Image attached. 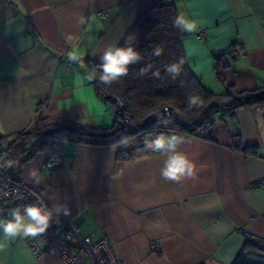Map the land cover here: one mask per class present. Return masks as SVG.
Listing matches in <instances>:
<instances>
[{
	"label": "crops",
	"instance_id": "obj_1",
	"mask_svg": "<svg viewBox=\"0 0 264 264\" xmlns=\"http://www.w3.org/2000/svg\"><path fill=\"white\" fill-rule=\"evenodd\" d=\"M160 1L0 0V150L17 134L52 124L111 125L112 108L86 78V60L100 65L106 48L119 47L137 17ZM171 2L178 17L197 25L180 30L181 44L205 88L264 89V0ZM74 51L84 67L70 60ZM215 118L200 136H183L180 150L194 161L195 178L167 181L158 153L119 159L117 146L85 144L68 133L54 145L60 164L48 170L50 151L37 152L19 179L49 208L66 204L71 215L54 217L76 221L79 238H106L125 264H232L249 240L245 233L264 239V103ZM12 210L2 203L0 219H11ZM25 239L0 231V264H63L52 246L41 244L33 257Z\"/></svg>",
	"mask_w": 264,
	"mask_h": 264
},
{
	"label": "trees",
	"instance_id": "obj_2",
	"mask_svg": "<svg viewBox=\"0 0 264 264\" xmlns=\"http://www.w3.org/2000/svg\"><path fill=\"white\" fill-rule=\"evenodd\" d=\"M178 18L171 0H162L148 7L134 22L129 34L119 47L132 46L142 59L129 66V73L111 86L92 80L96 94L112 108V124L105 127H89L75 122L52 124L41 129H33L17 134L6 149L0 150L3 162L13 166V177L20 181L19 171L24 161L40 151H51L58 141L75 134L79 142L89 145H115L119 159H131L143 153L145 139L155 138L162 132H173L182 136H200L216 120V114L227 110L234 117L237 109L264 103V89L254 92H239L227 86L223 94H215L205 88L189 67L181 44L182 33L174 26ZM162 50L160 56L153 55V49ZM184 60L180 76L173 80L166 72L170 63ZM217 77L223 82L219 70L220 58L216 59ZM90 70L99 72V64L86 60ZM151 68L140 76L141 69ZM159 72V77L152 75ZM198 95L203 103L200 107L186 110L189 95ZM115 98L122 101L116 104ZM173 109L179 118L165 116L163 109ZM119 121L128 123L132 130L118 129ZM234 147L244 151L239 140ZM232 264H264V244L249 239L236 254Z\"/></svg>",
	"mask_w": 264,
	"mask_h": 264
},
{
	"label": "clouds",
	"instance_id": "obj_3",
	"mask_svg": "<svg viewBox=\"0 0 264 264\" xmlns=\"http://www.w3.org/2000/svg\"><path fill=\"white\" fill-rule=\"evenodd\" d=\"M83 22V21H81ZM174 26L184 32H194L197 25L193 21L178 17ZM162 50L157 47L153 49V55L160 56ZM71 61L84 67L81 55L77 52L69 54ZM142 59L141 54L132 46L112 47L109 46L99 57V72L93 68L87 75V79L97 80L105 86H111L113 83L120 81L129 73V66L138 63ZM184 60L170 63L166 66V72L171 79L176 80L181 72ZM151 68L141 69L139 75L143 76ZM153 76L159 77V72H153ZM203 101L198 95H189L187 99L186 110L200 107ZM184 143V137L178 134L157 135L155 138L145 139L144 150L158 153L164 157L163 166L160 170V176L173 182H181L186 179L195 178L196 165L189 156L180 150V146ZM31 176L35 178V182H40L37 170H33ZM11 219H0V231L7 239H15L16 237L36 238L45 234L51 224L54 216H69L71 209L66 204H58L49 208L42 200L28 205L18 206L10 213ZM59 223V221H56ZM4 246L0 242V248Z\"/></svg>",
	"mask_w": 264,
	"mask_h": 264
},
{
	"label": "built area",
	"instance_id": "obj_4",
	"mask_svg": "<svg viewBox=\"0 0 264 264\" xmlns=\"http://www.w3.org/2000/svg\"><path fill=\"white\" fill-rule=\"evenodd\" d=\"M101 16L105 13L102 11ZM197 38L201 40V31L197 33ZM69 65V62H65ZM116 104L122 106V101L115 98ZM166 116L178 114L171 108L164 107ZM140 126L138 128H141ZM133 127L124 123L123 130H132ZM137 128V129H138ZM62 162V158L56 151H50L45 159V167L48 170L54 169ZM42 198L30 186L13 177V166L11 163L3 162L0 158V205L9 203L15 209L18 206L33 204L41 201ZM43 201V200H42ZM44 202V201H43ZM59 221L57 223L56 221ZM79 227L76 221L67 220L62 217H54L53 223L48 231L36 238H26L25 243L31 255L35 258L42 254V245L52 246L58 253L63 264H125L119 260L106 238L92 240L90 236L78 237ZM248 239L264 244V239L245 233Z\"/></svg>",
	"mask_w": 264,
	"mask_h": 264
},
{
	"label": "water",
	"instance_id": "obj_5",
	"mask_svg": "<svg viewBox=\"0 0 264 264\" xmlns=\"http://www.w3.org/2000/svg\"><path fill=\"white\" fill-rule=\"evenodd\" d=\"M118 124H119V127H118V129H122V128H123V126H124V124H123L122 122H120V121H119V123H118Z\"/></svg>",
	"mask_w": 264,
	"mask_h": 264
},
{
	"label": "rangeland",
	"instance_id": "obj_6",
	"mask_svg": "<svg viewBox=\"0 0 264 264\" xmlns=\"http://www.w3.org/2000/svg\"><path fill=\"white\" fill-rule=\"evenodd\" d=\"M119 99V98H118ZM166 116V115H165Z\"/></svg>",
	"mask_w": 264,
	"mask_h": 264
}]
</instances>
